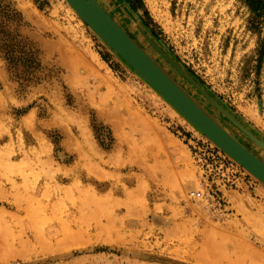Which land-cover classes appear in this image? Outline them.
Here are the masks:
<instances>
[{"label":"rangeland","instance_id":"rangeland-1","mask_svg":"<svg viewBox=\"0 0 264 264\" xmlns=\"http://www.w3.org/2000/svg\"><path fill=\"white\" fill-rule=\"evenodd\" d=\"M100 1L264 157L138 31L264 140V16L244 0ZM0 245V264H264V184L66 0H0Z\"/></svg>","mask_w":264,"mask_h":264},{"label":"water","instance_id":"water-1","mask_svg":"<svg viewBox=\"0 0 264 264\" xmlns=\"http://www.w3.org/2000/svg\"><path fill=\"white\" fill-rule=\"evenodd\" d=\"M68 2L94 27L120 57L162 93L196 127L232 157L240 161L252 173L264 178V157L257 155L249 147L242 145L231 130L226 129L216 118L208 113L171 74L164 70L158 62L159 59L155 55V58L151 56L146 49L147 47L140 43V39L134 36L107 6L100 0H68ZM138 31L144 36L148 45L154 48V52L161 59L175 67L182 76L190 81L225 115V120L231 121L256 146L264 150V141L254 134L231 110L225 108L216 97L209 94L203 85L156 41L145 26L138 25ZM230 140L236 147L230 144ZM246 156L251 159L250 162Z\"/></svg>","mask_w":264,"mask_h":264},{"label":"bare ground","instance_id":"bare-ground-1","mask_svg":"<svg viewBox=\"0 0 264 264\" xmlns=\"http://www.w3.org/2000/svg\"><path fill=\"white\" fill-rule=\"evenodd\" d=\"M67 1V3L70 5V7L97 33V35L101 38V39H103L100 35H99V33L94 29V27L88 22V21H86L83 17H82V15H80V13L78 12V11H76L72 6H71V4L68 2V0H66ZM26 8H28V7H26ZM36 11V10H35ZM36 12H34V14H35ZM39 15V14H38ZM37 15V16H38ZM104 40V39H103ZM105 41V40H104ZM106 42V41H105ZM107 43V42H106ZM108 44V43H107ZM109 45V44H108ZM110 46V45H109ZM111 47V46H110ZM153 50H154V48H152ZM148 51V50H147ZM149 52V51H148ZM150 54H151V56L153 57V58H155V56L151 53V52H149ZM70 59H73L72 57H70ZM158 60V59H157ZM164 60V59H163ZM165 61V60H164ZM158 62L160 63V65L164 68V70L165 71H167L169 74H171L175 79H176V81H178V83L180 84V79H178L179 77L177 76V75H175L174 76V74H172V73H170V71L168 70V69H166V66L162 63V61L161 60H158ZM165 63H167L169 66H171L184 80H186V82H188L189 84H191L203 97H204V99H206V101L207 102H209L216 110H218V111H220L217 107H215L190 81H188L184 76H182L179 72H178V70L175 68V67H173L170 63H168L167 61H165ZM137 72V71H136ZM138 73V72H137ZM139 75H140V73H138ZM141 76V75H140ZM177 76V77H176ZM142 77V76H141ZM144 78V77H143ZM77 79V78H76ZM145 79V78H144ZM146 80V79H145ZM147 81V80H146ZM148 82V81H147ZM149 83V82H148ZM150 84V83H149ZM151 85V84H150ZM182 85V84H181ZM152 86V85H151ZM183 86V85H182ZM153 87V86H152ZM184 87V86H183ZM154 88V87H153ZM185 88V87H184ZM162 97H164V95L162 94V93H160L156 88H154ZM186 90H187V88H185ZM188 91V90H187ZM189 92V91H188ZM189 94L195 99V100H197L204 108H205V110L208 112V113H210L209 111H208V109L202 104V101H200V100H198L196 97H194L190 92H189ZM210 94V93H209ZM212 95V94H211ZM165 98V97H164ZM166 99V98H165ZM167 100V99H166ZM168 101V100H167ZM183 117H185L192 125H194L195 127H196V125L192 122V121H190L181 111H179L170 101H168ZM221 112V111H220ZM222 113V112H221ZM214 118H216V120H218L226 129H228V130H230L225 124H224V122H222V120H220L218 117H216V116H214L212 113H210ZM223 114V113H222ZM224 115V114H223ZM225 116V115H224ZM229 122H231V121H229ZM231 124L232 125H234L232 122H231ZM228 125V124H227ZM235 126V125H234ZM232 127V126H231ZM198 130H200L198 127H196ZM250 129V128H249ZM201 131V130H200ZM253 131V130H252ZM214 145H216L220 150H222L227 156H229L232 160H234L238 165H240L242 168H244L248 173H250L253 177H255L257 180H259L261 183H263L264 184V178L263 177H260V176H258V175H255L254 173H252L246 166H244L240 161H238L236 158H234V157H232L229 153H227L222 147H220L219 145H217L214 141H212L203 131H201ZM242 132V131H241ZM243 133V132H242ZM254 133V132H253ZM255 134V133H254ZM243 135L248 139V140H250L253 144H254V142L251 140V139H249L244 133H243ZM257 135V134H256ZM258 136V135H257ZM236 137V136H235ZM259 137V136H258ZM237 138V137H236ZM261 140H263L261 137H259ZM237 140L242 144V145H245L244 143H243V141H241V140H239L238 138H237ZM264 141V140H263ZM230 144L231 145H233V146H235L234 145V143L230 140ZM255 146H256V144H254ZM246 146V145H245ZM236 147V146H235ZM248 147V146H247ZM258 147V146H257ZM251 148V147H250ZM259 149H261V150H263L262 148H260V147H258ZM252 150V149H251ZM253 151V150H252ZM264 151V150H263ZM257 154V153H256ZM258 155V154H257ZM245 156V155H244ZM247 157V156H246ZM248 158V161L250 162L251 161V159L249 158V157H247ZM254 161V160H253ZM248 166V165H247ZM202 192V191H201ZM207 192V191H206ZM207 194V193H206ZM209 195V194H208ZM208 195H206V196H208ZM199 199V198H198ZM209 199V198H208ZM206 201V200H205ZM166 221V220H165ZM160 222V221H159ZM167 225V224H166ZM1 247H3V245H0Z\"/></svg>","mask_w":264,"mask_h":264},{"label":"trees","instance_id":"trees-1","mask_svg":"<svg viewBox=\"0 0 264 264\" xmlns=\"http://www.w3.org/2000/svg\"><path fill=\"white\" fill-rule=\"evenodd\" d=\"M258 17L264 16V0H244ZM227 120V119H226Z\"/></svg>","mask_w":264,"mask_h":264},{"label":"built area","instance_id":"built-area-1","mask_svg":"<svg viewBox=\"0 0 264 264\" xmlns=\"http://www.w3.org/2000/svg\"><path fill=\"white\" fill-rule=\"evenodd\" d=\"M194 196L199 198V199H205L206 201H209L208 197H205V193L198 191V192H194ZM211 199H214V195L211 196Z\"/></svg>","mask_w":264,"mask_h":264}]
</instances>
